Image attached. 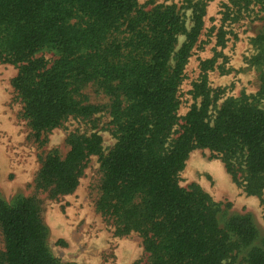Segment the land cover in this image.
Returning <instances> with one entry per match:
<instances>
[{
	"label": "trees",
	"instance_id": "16d2710c",
	"mask_svg": "<svg viewBox=\"0 0 264 264\" xmlns=\"http://www.w3.org/2000/svg\"><path fill=\"white\" fill-rule=\"evenodd\" d=\"M183 2L0 0V62L17 69L11 86L30 136L43 144L68 119L94 130L107 116L114 139L105 150L97 132L70 133L65 157L42 158L35 190L51 199L74 193L97 157L95 210L117 237L141 238L146 258L134 264H264V233L251 214L179 183L190 153L208 150L246 195H264V83L255 96L225 97L207 79L214 59L205 60L193 103L179 115L184 70L206 15L204 0ZM228 3L236 16L254 5L264 10V0ZM255 42L262 47L264 34ZM41 211L35 196L11 204L0 197V264H74L50 253Z\"/></svg>",
	"mask_w": 264,
	"mask_h": 264
},
{
	"label": "rangeland",
	"instance_id": "374dc122",
	"mask_svg": "<svg viewBox=\"0 0 264 264\" xmlns=\"http://www.w3.org/2000/svg\"><path fill=\"white\" fill-rule=\"evenodd\" d=\"M149 0H139L144 4ZM157 3L185 5L183 0H154ZM206 15L201 35L192 50L184 70L181 85L179 115H185L193 103L189 94L192 85L199 80L201 63L214 59L213 69L207 72L212 88L220 87L224 96L238 97L242 94L255 96L264 83V59L257 61L260 49L255 40L264 34V10L251 6L236 16L228 0H204ZM186 23L190 27L189 12ZM223 37V46L219 40ZM182 40V38H181ZM264 56V54H263ZM49 61L54 55L44 53ZM261 64H256L257 62ZM17 69L0 62V197L11 204L18 197H37L41 202V216L48 229L47 245L50 253L61 263L74 264H134L144 261L141 238L131 233L124 237L114 234V227L95 210L100 179L97 157H91L79 178L74 193L51 199L46 193L35 190V178L45 155L57 151L65 157L69 151L66 138L70 133L97 132L106 150L114 139L106 130L107 116L97 122V128L81 120L68 119L62 127L54 129L46 137V143L36 141L21 117V105L11 86ZM90 101H103L89 95ZM264 109V98L260 100ZM182 187L194 183L222 206L228 204L230 211L249 213L264 233V195L248 196L226 172L223 163L211 158L208 150L190 153L179 176ZM3 249L0 234V250Z\"/></svg>",
	"mask_w": 264,
	"mask_h": 264
}]
</instances>
